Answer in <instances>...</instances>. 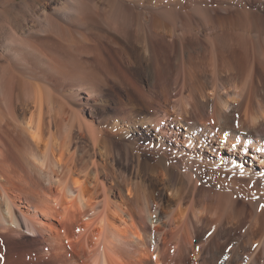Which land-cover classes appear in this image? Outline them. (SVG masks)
Masks as SVG:
<instances>
[{"label":"bare ground","instance_id":"6f19581e","mask_svg":"<svg viewBox=\"0 0 264 264\" xmlns=\"http://www.w3.org/2000/svg\"><path fill=\"white\" fill-rule=\"evenodd\" d=\"M81 1L68 0L46 14L43 34L29 31L32 49L23 46L13 28L22 46L9 51L0 46V233L18 235L26 226L37 244L18 263L264 264V221L255 236L247 221L231 224L216 218L211 226L214 219L206 206L200 207L198 196L201 163L169 153H179L175 136L184 135L207 151L214 140L249 146L264 165L261 85L247 77L245 88L241 85L236 98H229L218 83L224 75L240 73L232 67L235 51L221 37L218 45L178 40L167 47L178 66L174 83L182 95L191 91L190 107H184V97L175 96L171 83L161 80L159 46L141 40L138 47L133 42L137 35L117 30L121 18L133 23L134 9L109 0L99 11L94 0ZM83 4L91 14H83ZM167 12L152 16L153 36L160 43ZM100 22L110 30L100 28ZM98 28L127 52L136 79L124 67L122 76L112 71L117 56L111 45L100 42L101 33L92 35ZM107 79H118V86L106 87ZM209 85L215 97L207 94ZM66 88L70 94L62 92ZM165 134L174 142L166 143ZM148 135H153L150 143ZM228 164L246 174L254 168L232 160ZM181 167L186 168L184 179Z\"/></svg>","mask_w":264,"mask_h":264},{"label":"rangeland","instance_id":"374dc122","mask_svg":"<svg viewBox=\"0 0 264 264\" xmlns=\"http://www.w3.org/2000/svg\"><path fill=\"white\" fill-rule=\"evenodd\" d=\"M67 1L68 0H0V28H1L0 34H2L0 35V46L4 45L2 47H4L6 50L9 51L10 48L21 47L22 43L21 44L19 43L20 40L21 42L23 41L25 43L26 38L28 39V34L30 32L40 33L42 31V33L40 34H43V29H47L46 27L47 24L45 23L46 14L48 13L51 14V12L52 13L56 12V8L59 7L63 8L67 3ZM94 1L98 3L99 11H102L101 9L103 7L108 6V4L110 3L109 0H94ZM122 1L126 3L130 8L134 9V20L133 23H129V22L127 23L125 19L121 18L120 19L121 21L120 20L118 21L119 24L118 25L116 24L117 30H119L121 34L124 32L125 33L124 35H127L129 31L132 32L130 33L133 37L134 35H137V37L135 36L133 38V42L135 44H138V47L141 46L142 42H146V41H147L146 43L152 42L153 45H156L157 47L159 46L160 49L158 50V52L159 53L161 52L160 56L162 59L161 73H160L161 80L163 79L162 81L171 83L172 92L175 96L184 97L182 98L183 99L182 105L184 107L185 106L190 107L189 100L191 99L188 97V94L190 95L191 91L187 90L185 92L184 90L182 95L180 89L178 88V85L174 83V79L177 77L178 66L175 63V60L172 59L173 52L171 51V49L169 50V48L167 47V45H169L170 43L171 44L174 42L176 43L178 40H183L185 44L187 43L186 45L188 44L192 45L197 43L200 44L199 42L206 43L207 41L209 42L211 41L210 42L211 44L217 42L215 43V45H218L220 43V37H221V40L224 39L223 44L224 43L228 44V46H230L233 49V51H235L234 53L235 60L234 59L232 60L233 61L232 67L237 66L236 68L241 70V71L239 70L240 73L237 74L236 77L232 75L230 76L224 75L225 77L224 76H223L224 78L222 77V79L218 83L219 89L220 90L223 89L222 91L224 93L222 91L221 92L223 94H225L226 92L229 93V95H231L229 96V98H231L232 96L236 98V95L242 91L241 88H243L246 85L247 82L246 80L248 77V81L250 79L252 80L255 79L256 82L255 81L254 82L262 86V87L258 86V88L259 87L261 88L259 90H262V93L259 90L258 93L260 92L261 94L260 93L259 94L260 95L263 94L264 96V91H263L264 90V81H263L264 79V66H263L264 65V8H263L264 5L263 4L261 5L260 0H248V1L247 0H209L208 1L209 7L211 6L210 9L209 7H206L208 5L204 3L207 0H202V1L201 0H122ZM81 2L85 3L84 0H82ZM86 7L88 6H86L85 4L82 5V9L84 10V11L82 10L83 14L84 13H85L84 15H87L89 13L91 14L92 10L89 9L90 7H88V9ZM193 8L195 11L193 10ZM214 8L216 10V11L214 10L215 12L212 10ZM92 9L98 10L97 8L95 9L92 8ZM161 10L168 12L170 11L169 13L167 12V15L169 14V16L165 18L164 26L160 29L163 32V34L165 33L164 34L165 39L162 43L156 41L155 37L153 36L154 35L153 31L151 29L153 14L156 12H161ZM212 16L215 18V21L214 18L212 19ZM41 18H43L44 20ZM99 25L100 28L101 26H103L102 29L104 30L106 28H107L106 30H110L107 24L100 22ZM12 28L17 33H19L18 37L20 36L19 37L20 40L18 43H16L18 41L17 38L12 36L13 35V32L11 31ZM100 28L94 29L95 31L93 30L92 35L97 32L101 33L102 35L100 42L101 43L103 42L105 44L107 43L108 44L107 46L111 45L109 47L112 49L115 56H117L115 58L116 62L114 60L113 62L114 65L112 64V71L122 76L124 70H130L131 73L130 77L136 79L138 77L137 72L132 70L133 67L132 62L129 59L130 57L126 55L127 52L122 47H120L119 45L113 42L114 38L112 36H109L107 31H103ZM198 30L202 33L199 32L198 34L197 33ZM222 34L223 35L226 34V35L223 36ZM129 35L130 34L128 33L127 36ZM24 36L26 37L25 39ZM22 39H24L25 41ZM128 39H130V37ZM13 40L15 42H13ZM28 40L25 44L23 43V46L26 45L24 47L28 49H32V46L31 48L29 46V44H31V41L29 40L28 42ZM122 40L125 41L124 39ZM136 40L138 42H136ZM213 40L214 43H212ZM240 40H242L241 41L242 44L240 43ZM8 42L10 43V45ZM32 45L34 46L33 43ZM156 46L155 48H157ZM169 46L173 47V45H169ZM235 48L237 51L235 50ZM253 49L255 53L253 52ZM257 49L259 50V52ZM240 54H242L244 58ZM255 56L256 58H254ZM245 58L248 59L246 60ZM239 59L240 61H238ZM248 62L250 64L249 70H248ZM10 63L12 64V61ZM188 63L190 64L191 62L185 60V64L189 65ZM238 63L240 64V67ZM251 64L253 66V74H251L253 75V77L249 75V73H251L250 71ZM190 66L193 67V64L191 63ZM208 66L211 67L212 70L213 65L210 66L209 64ZM241 66H243L242 69ZM123 67L126 69H124ZM259 72L261 73V75ZM257 73L259 74L257 75ZM255 74L257 75V77ZM191 78L193 79V82H195L196 76L195 77L192 76ZM191 78L188 79L192 80ZM243 78L245 79V81ZM257 79L260 83L257 81ZM116 81L119 82L118 79H114V80L107 79L105 81L106 87H108V85L117 87L118 83ZM174 85L176 89L175 87H173ZM241 85H243V87ZM212 88L213 87H210L209 85L207 94H209L210 97H215L214 95L215 93L213 92ZM235 90L237 91V94L234 93ZM64 91L66 92L65 94L68 93L70 94L69 89L67 88L63 89L62 92ZM184 131L185 130L182 129V132ZM152 136L153 135L150 136L148 135L150 139H148L149 142L147 141L146 143H150L152 141L153 139ZM161 138L164 139L166 143L174 142L172 138L167 134L161 135ZM175 141H176L175 145H178L177 148L180 149L179 153L177 154L175 150L169 151V153L171 152L172 154H175L177 156H180V153H182L183 155L187 154L188 156H190L189 157L190 160L192 158L193 161H196L195 158H198L197 161H199L202 165L201 167H199L200 168L199 171L201 172V177H202L201 187L202 186L203 187L200 193L198 194V196L199 199L201 200L200 207H202L203 204V208L205 209L206 206V209L210 212L209 214L211 215L210 219H214L213 220L214 222L211 223V226L213 223L216 224L215 223L216 218L223 219V221L225 222L227 221L228 223L231 224H234V222H240V220L242 222L247 221L248 224L247 222H245L244 224L247 228L249 227L248 229H250V232L253 233L252 235L255 236L256 233L257 235H259V233H261V229H263L262 226L264 221V170L263 171L261 170L262 168L264 169V165L260 159L256 160L253 157V152L251 151L250 147L249 146L245 147V145L243 144H237L236 146L229 144L223 145L221 143L222 141L214 140V145L210 147V150H212V152H210V150L207 151L206 147H197L194 144L185 141L184 135L175 136ZM231 160L234 162V164L236 162H239L242 164L245 163L246 165H248V167H254L253 171L250 172L249 174L243 173L242 170H240V168L238 169L236 168L237 166L233 167L231 166V164L230 165L228 164V162ZM186 161H188L187 157H186ZM186 164H184V166L187 167L190 166L189 162H186ZM180 169H181L180 172L184 169V171H182V173L180 174V178L184 179L185 173L183 172H186V168L181 167ZM195 170L197 171V169ZM211 197H213V199ZM211 203L212 204L215 203L216 206L215 205L212 206ZM21 231L22 233L18 235L16 233H12V234L0 233V264H20L18 262L22 260L21 259L22 253L25 254L26 252H32V251L35 252L37 248V244L33 240L35 233H32V231L26 226L24 228H21ZM36 261L30 262L28 260L26 264H49L47 262L37 263Z\"/></svg>","mask_w":264,"mask_h":264}]
</instances>
